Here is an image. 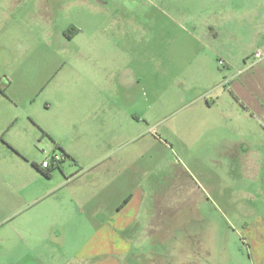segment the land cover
Masks as SVG:
<instances>
[{
	"label": "crops",
	"instance_id": "obj_1",
	"mask_svg": "<svg viewBox=\"0 0 264 264\" xmlns=\"http://www.w3.org/2000/svg\"><path fill=\"white\" fill-rule=\"evenodd\" d=\"M1 1L0 6L6 1L4 9L0 7L2 51L10 47L8 32L18 30L21 12L32 15L42 8L51 14L52 3L58 2ZM233 1L235 6L239 2ZM91 2L109 6L101 0ZM232 2L203 0L200 7L208 22L191 20L190 28L183 30L209 53L184 57L192 68L189 72L198 77L194 89L202 94L197 97L194 118L167 127L162 102L167 59L162 50L148 53L138 48L146 42L130 38L138 24L118 14L113 23L93 19L70 24L77 29L70 39L63 31L69 43L81 44L64 64L67 71L60 80L55 129L35 119L0 114V229L9 225L0 232V264H139L148 252L142 239L173 235L168 230V212L192 206L201 212V207L213 203L189 182L186 196L179 198L175 189L182 186L173 185V176L164 181L162 170L170 168L164 164L170 155L184 152L179 149L183 141L195 158H212L215 165H223L226 175L235 171V218L248 253V262L237 264H264V0L248 1L246 13L252 8V20L244 18V8L232 7ZM214 42L223 44V53L214 48ZM258 53L263 57L258 58ZM152 60L156 64L148 71ZM77 64L78 70L72 71ZM9 89L10 82L3 81L0 102L9 100L4 94ZM136 89L142 90L139 96ZM203 95L207 96L203 99ZM161 134L176 139L178 148ZM40 147L64 152L71 164L66 166L65 161L50 178L44 177L33 166L46 160ZM214 181L223 182L220 172ZM223 184L233 189L228 182ZM168 188L172 192L164 193ZM191 208L187 217L191 227L208 220ZM193 235L197 236L196 231ZM84 238L88 240L83 243ZM227 238L223 231V264H234L233 253L225 247ZM177 252L156 251L157 264H178ZM239 253L245 257L241 247Z\"/></svg>",
	"mask_w": 264,
	"mask_h": 264
},
{
	"label": "rangeland",
	"instance_id": "obj_2",
	"mask_svg": "<svg viewBox=\"0 0 264 264\" xmlns=\"http://www.w3.org/2000/svg\"><path fill=\"white\" fill-rule=\"evenodd\" d=\"M57 1V3H52L55 11H52L51 14H45L42 8H36L32 15L25 13L26 11L21 12L18 30L8 32L12 40L11 42L9 40L10 47L3 51L0 50V86L3 81L10 82L9 94L4 91L9 100L2 99L0 102V114L3 117L14 114L24 121L35 119L55 129L56 120L60 116V80L63 78V73L67 71V66L64 64L74 55L72 52L80 49L81 44V41L69 43L63 36V31L76 28V25L70 24H76L79 20L84 24L92 22L93 19L98 23H113L118 20L117 15L120 14L126 22H133L140 26L131 30L130 38H145L146 42L138 46L141 51L144 48L148 53L162 50V56L167 59H164L162 78L164 83L163 116L167 122L165 127L174 125L179 120L194 118L197 97L202 93L194 89L193 83L198 81V77L189 72L192 68L190 66L188 68V63H185L183 59L188 55H195V52L207 55L209 51L203 45H195L183 30L190 28L188 23L191 20L208 22L200 7L203 0H101L107 2L108 7L103 4L95 5L91 0H85L88 2L85 4H81L79 0ZM227 1L228 3L232 2V0ZM248 1L239 0L236 6L233 1L232 7L244 8L243 17L250 16L252 20V8L250 13H246ZM1 2L3 3V0ZM5 2L0 6L1 9H4ZM42 5L43 3H41ZM114 8L119 10L113 11ZM112 12L115 13L112 14ZM9 37H6V43ZM155 43L157 46L154 45ZM213 46L223 53L221 42H214ZM218 57H215V63ZM73 61L76 62L77 58H73ZM220 62H223V59L219 60V67L223 69ZM155 64V60L148 62L146 69L151 70ZM183 69L185 72L183 71V74L179 75L178 71ZM77 70L78 64L72 68V71ZM197 75L199 76V74ZM221 80L223 82V75ZM231 84L227 85V93L230 91ZM135 91L138 96L142 92L140 89ZM205 96L207 95H203L202 98L204 99ZM228 97L232 96L228 94ZM147 99L150 100V94L147 95ZM219 101L223 105V90ZM173 128L176 129V127ZM181 133L185 135V138L188 137L185 130ZM161 135L163 140L178 148L176 139L167 137L166 134ZM183 145L184 147H182ZM31 149L33 148L31 147ZM179 149H184L182 150L184 152L179 151L177 154L170 155L167 163L164 164V167H170L162 170L164 181L173 176V185L175 187H178L176 184L182 186L175 189L179 198L186 196L189 190L185 187L189 182L204 195L208 194L213 203L208 202L206 206L201 207V212L194 206L168 212V216L171 218L168 230L172 231L173 235L170 233L169 236H153L152 234L148 235V239H142L143 242H146L148 252L139 264H157L155 252L163 249H177L175 259L178 264H223V231L227 232L228 238L225 247L230 254L233 253L234 264L248 262L247 249L239 237L241 231L239 221L237 222L235 218L237 207L232 184L236 182L235 171L226 175L223 165L221 167L215 165L211 162L212 158H210L211 161L209 158L204 160L195 158L185 141L179 144ZM40 150L44 159H48L52 155L51 149L40 147ZM166 156L165 153V160ZM217 159L223 161V158ZM65 163L66 166L71 164L69 161ZM219 172L223 182H228L233 189H227L223 182L215 183L214 178ZM168 173L170 176L167 175ZM203 173L206 174V178L201 177ZM229 175H234L232 180L226 179ZM193 176L198 182H193L195 180ZM216 185L219 186L216 187ZM171 192L172 190L169 188L164 191L166 194ZM220 197L223 199L220 200ZM227 200L229 202L226 204ZM190 208L193 213H204L208 220L196 225L192 224L191 227V223L187 219ZM8 227L9 225L2 227L0 232ZM165 228L164 231L167 230V227ZM191 230L192 232H190ZM194 231L197 236L193 235ZM160 238L162 240H159ZM87 240L86 238L81 239L83 243ZM240 247L244 250L245 257L239 253ZM184 248H189L192 254Z\"/></svg>",
	"mask_w": 264,
	"mask_h": 264
},
{
	"label": "built area",
	"instance_id": "obj_3",
	"mask_svg": "<svg viewBox=\"0 0 264 264\" xmlns=\"http://www.w3.org/2000/svg\"><path fill=\"white\" fill-rule=\"evenodd\" d=\"M258 58H262L263 56L261 54H257ZM220 65H224L223 62H220ZM66 161V158L63 154H59V153H52V155H50L48 157V159H46L45 161H43V163L41 164V168L43 170H50L52 168H58L60 167V165Z\"/></svg>",
	"mask_w": 264,
	"mask_h": 264
},
{
	"label": "trees",
	"instance_id": "obj_4",
	"mask_svg": "<svg viewBox=\"0 0 264 264\" xmlns=\"http://www.w3.org/2000/svg\"><path fill=\"white\" fill-rule=\"evenodd\" d=\"M77 34V29L76 28H71L70 30H68V31H66L65 32V36L67 37V38H73L75 35ZM58 150H60L61 152H63L61 149H58ZM64 156H66L65 158H67L68 157V155H66L64 152L62 153ZM65 162V161H64ZM33 166L35 167V169L36 170H38L44 177H46V178H50L51 177V175H52V172L54 171V170H56V169H58V168H52V169H50V170H43L38 164H36V163H34L33 164Z\"/></svg>",
	"mask_w": 264,
	"mask_h": 264
},
{
	"label": "flooded vegetation",
	"instance_id": "obj_5",
	"mask_svg": "<svg viewBox=\"0 0 264 264\" xmlns=\"http://www.w3.org/2000/svg\"><path fill=\"white\" fill-rule=\"evenodd\" d=\"M64 36H65V34H64Z\"/></svg>",
	"mask_w": 264,
	"mask_h": 264
}]
</instances>
